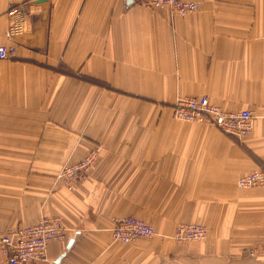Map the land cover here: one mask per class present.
Returning <instances> with one entry per match:
<instances>
[{
	"label": "crops",
	"instance_id": "0c3cea01",
	"mask_svg": "<svg viewBox=\"0 0 264 264\" xmlns=\"http://www.w3.org/2000/svg\"><path fill=\"white\" fill-rule=\"evenodd\" d=\"M184 1L199 10L0 0V44L16 47L0 62V232L52 216L65 228L36 264H264V187L237 186L264 166V0ZM201 96L251 111L249 136L175 119L178 98ZM95 147L86 179L60 188ZM129 216L156 235L113 241ZM177 224L207 236L175 244Z\"/></svg>",
	"mask_w": 264,
	"mask_h": 264
},
{
	"label": "built area",
	"instance_id": "2783aa9c",
	"mask_svg": "<svg viewBox=\"0 0 264 264\" xmlns=\"http://www.w3.org/2000/svg\"><path fill=\"white\" fill-rule=\"evenodd\" d=\"M149 9H167L173 16L194 14L199 3L183 0H134ZM21 5L12 7L7 15H16ZM16 55L14 45L0 44V62L11 60ZM175 119L187 123L208 124L232 140L242 143L250 134L254 115L249 110L225 111L213 104L208 97H182L173 104ZM98 157V151H90L81 160L65 165L58 175L59 184L67 191L85 180L86 174ZM240 189L264 187V166L241 176L237 181ZM207 230L200 224H179L173 240L180 244L186 240L205 237ZM264 240V215L262 217ZM155 236L154 228L139 218L129 216L112 220L111 238L121 244H130L138 239ZM65 228L59 216L43 217L27 227L0 232V264H36L45 261L47 245L64 241Z\"/></svg>",
	"mask_w": 264,
	"mask_h": 264
},
{
	"label": "rangeland",
	"instance_id": "374dc122",
	"mask_svg": "<svg viewBox=\"0 0 264 264\" xmlns=\"http://www.w3.org/2000/svg\"><path fill=\"white\" fill-rule=\"evenodd\" d=\"M183 1H184V0H183ZM198 10H199V9H198ZM198 10H197V11H198ZM197 11H196V12H197ZM190 15H191V14H190ZM186 16H187V15H186ZM184 17H185V16H184ZM12 59H13V58H12ZM93 150H97V151H98V154H99V149H98V148H96V147H95V148H92L90 151H93ZM90 151H89V152H90ZM89 152H88V153H89ZM88 153H87V154H88ZM87 154H86V155H87ZM86 155H85V156H86ZM85 156H84V157H85ZM84 157H83V158H84ZM80 160H81V159H80ZM96 160H97V159H96ZM258 166H263V165H257V167H258ZM91 167H92V166H91ZM89 170H90V169H89ZM89 170H88V171H89ZM87 173H88V172H87ZM86 177H87V174H86ZM86 177H85V179H86ZM58 182H59V179H58ZM79 183H80V182H79ZM59 186H60V188L64 189L60 184H59ZM74 186H76V185H74ZM73 188H74V187H73ZM177 225H179V224H177ZM177 225H176V226H177ZM176 226H175V228H176ZM175 228H174V230H175ZM174 230H173V233H174ZM206 230H207V229H206ZM154 231H155V230H154ZM173 233H172V235H171V240H172L175 244H178V243H176V242L173 240ZM155 235H156V232H155ZM206 236H207V233H206L205 237H203V238H201V239H196V240H186V241H184V242H182V243H180V244H186V243H190V242H193V241H200V240L205 239ZM149 239H151V238H149Z\"/></svg>",
	"mask_w": 264,
	"mask_h": 264
},
{
	"label": "water",
	"instance_id": "95a60500",
	"mask_svg": "<svg viewBox=\"0 0 264 264\" xmlns=\"http://www.w3.org/2000/svg\"><path fill=\"white\" fill-rule=\"evenodd\" d=\"M71 244H72V241L68 242V245L66 247L67 250L69 249V247H70Z\"/></svg>",
	"mask_w": 264,
	"mask_h": 264
}]
</instances>
